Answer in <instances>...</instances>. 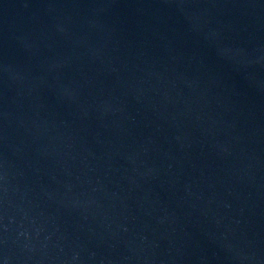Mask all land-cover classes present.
<instances>
[{"label":"water","instance_id":"1","mask_svg":"<svg viewBox=\"0 0 264 264\" xmlns=\"http://www.w3.org/2000/svg\"><path fill=\"white\" fill-rule=\"evenodd\" d=\"M0 264H264V0H0Z\"/></svg>","mask_w":264,"mask_h":264}]
</instances>
